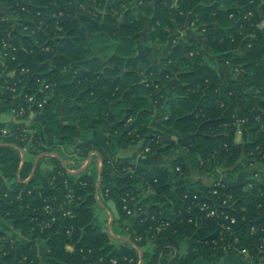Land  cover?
<instances>
[{
    "label": "trees",
    "instance_id": "16d2710c",
    "mask_svg": "<svg viewBox=\"0 0 264 264\" xmlns=\"http://www.w3.org/2000/svg\"><path fill=\"white\" fill-rule=\"evenodd\" d=\"M5 53L0 105L24 114L0 124V219L26 241L0 228V264H40L38 240L45 264H213L220 249L263 263L264 171L234 179L264 164V0H0ZM87 130L108 138L77 145L64 168ZM111 140L124 155L178 156L142 168ZM92 152L100 170L72 176ZM42 154L51 172L31 176ZM187 160L226 180L188 184Z\"/></svg>",
    "mask_w": 264,
    "mask_h": 264
},
{
    "label": "crops",
    "instance_id": "0c3cea01",
    "mask_svg": "<svg viewBox=\"0 0 264 264\" xmlns=\"http://www.w3.org/2000/svg\"><path fill=\"white\" fill-rule=\"evenodd\" d=\"M14 113L15 112H14V109H13L12 106L0 105V124H2V123L3 124L4 123L8 124V123L14 122L15 121V114ZM32 115H33V112L30 113V117H32ZM106 138H108V136L102 135L100 133H97V132H94V131H91V130H87V131L81 132V133H79L78 139L76 140L74 145H72L70 147H67L66 149L63 150L64 159L59 158V160L65 166L66 164H69L68 160H72L71 157L74 156V153L76 151L77 145L82 144V143L92 142V141L96 142V143H100ZM110 149H111V152L115 156L121 157L125 162H127L129 164H132L134 166L142 167V168H150V167H153V166H156V167H161V166L169 167L171 162L178 156L177 153H176L175 156H173V157L169 156V155H166L167 157H164V155H161L159 152H156V153H154V154H152L150 156H145L143 153H138V152H135V153H132V154H128L129 156H126V155L122 154L121 152H119V150L117 149V147H116V145H115L113 140H111ZM23 154H24V152H23ZM23 157H24V155H23ZM45 157H47L45 154H42V155L37 157L38 158L37 167L39 168V170L42 173V175L47 176L51 172V165H50L49 161ZM89 157H91V161L95 160L96 166H97L98 170H100L101 162H100V158H99L98 154L92 152V153L89 154ZM88 158H87V160H88ZM87 160L80 163L81 166H80L79 169H77V170H69L68 172L70 174L73 173V172H77L78 170H80L81 168H83L85 166ZM186 162H187L186 163L187 167L189 169V173H190V169H193V168L197 167L195 162H192L190 160H187ZM192 164H194V165H192ZM254 165H256V167L260 166V165L264 166V164H254ZM254 165H251L250 167H252ZM197 169H198V167H197ZM246 171H248V174H247V172H244V171L238 173V175H240L243 172H244L243 173L244 175H249L250 174L249 175L250 178L247 179V180H243L242 182H247V181L251 180L253 178V176L256 173H258V172H251V170H246ZM199 172H200V174L204 173V172H201V171H199ZM259 172H261V171H259ZM212 175H214V174H212ZM212 175L209 176V177L210 178L213 177ZM72 176H76V175H72ZM216 177H217V175H216ZM190 179H191L190 176H188V178H187L188 184L200 181V180L192 181ZM223 180H226L225 175H220V178H218V179L215 178V175H214V177L211 180V182L208 181L209 183H206V184L203 183L202 181H200V182L202 184L206 185V186H210L214 182H220V181H223ZM234 182L240 183L241 180L237 179V181H234ZM98 206H101V205L99 204ZM106 212H107V214L109 216V222H110V220L113 221L112 213L110 211H106ZM133 221H134V219L130 218V219H128L125 222V224L128 225V226H131ZM0 228L9 237L20 239L23 242L26 241V237L23 236L20 232L12 231L11 225H10L9 222H6V221H3V220L0 219ZM110 234L112 236L116 237V238L117 237L120 238L119 236H115L112 233L111 228H110ZM187 248H188V244L186 242L182 243V245H181L182 253H184L187 250ZM40 249H41V251H40ZM37 251H38V256L40 257V264H45V255H46L45 242L40 241V240L37 241ZM41 252L43 253L42 254L43 257L41 256ZM213 264H254V263H252L249 260L245 259L244 256L239 254V253H236V252H229L228 253L224 249H220L217 252V254L215 255V257H214ZM258 264H264V261H263V263H258Z\"/></svg>",
    "mask_w": 264,
    "mask_h": 264
},
{
    "label": "rangeland",
    "instance_id": "374dc122",
    "mask_svg": "<svg viewBox=\"0 0 264 264\" xmlns=\"http://www.w3.org/2000/svg\"><path fill=\"white\" fill-rule=\"evenodd\" d=\"M146 26V28H148L149 27V25H145ZM182 32V31H181ZM182 34V36H184V38H188V37H191V35H192V33L191 32H184V33H181ZM146 38H147V33H144L143 34V36H142V40H141V42L142 43H144L145 44V48H146V50L150 53V56H151V58L155 61V58H156V56L151 52V47L150 46H148L146 43H145V41H146ZM161 155H164V157H167L166 156V154H164L163 152H159ZM174 154V155H173ZM175 154H176V152H170L168 155L169 156H175ZM73 156V155H72ZM126 156H129L128 154L126 155ZM168 156V157H169ZM68 162H69V165L71 166L74 162L72 161V160H68ZM192 165H194V164H192ZM254 167V168H253ZM192 168V167H191ZM246 170H251V172H259V171H263L264 170V166H262V165H260V166H257L256 167V165H254V166H252V167H247V168H245V169H243V171L244 172H247V174H248V171H246ZM255 170V171H254ZM242 172V171H241ZM243 172V173H244ZM250 172V171H249ZM250 172V173H251ZM243 173H241L240 175H236V177H235V181H237V179L238 180H241V182L243 181V180H247V179H249L250 178V174L249 175H244ZM214 175H215V178H220V175H224L223 174V170L222 169H217L216 171H215V173H213ZM220 174V175H219ZM214 175H212L213 177H214ZM216 175H217V177H216ZM189 176H190V180H192V181H196V180H200V181H202L203 183H209V182H211V180L213 179V177H209V176H211V175H208V173H201L200 174V172H199V169H197V167H195V168H193V169H190V173H189ZM209 181V182H208ZM107 206H108V208H109V210H110V212L112 213V214H116V212H115V207H114V205L112 204V203H107ZM94 211H95V214L97 215V216H103V213L102 212H100V210L98 209V208H94ZM40 251H41V249H40ZM42 252H41V256H42ZM43 257V256H42Z\"/></svg>",
    "mask_w": 264,
    "mask_h": 264
},
{
    "label": "built area",
    "instance_id": "2783aa9c",
    "mask_svg": "<svg viewBox=\"0 0 264 264\" xmlns=\"http://www.w3.org/2000/svg\"><path fill=\"white\" fill-rule=\"evenodd\" d=\"M6 56H7V53L3 54V58H2V59L0 58V65H1L2 67L5 66L4 57H6ZM48 88H49L48 85H44V86H43V89H45V90H47ZM9 90H10L11 92H14V89H12V88L9 89ZM26 99H27V103H29L30 106H32V107H33V106L40 107L41 104H42L41 102H36L33 96H28V97H26ZM0 102H1V101H0ZM14 112H15L14 114H15V117H16V118H17V117H21V116H23V114H24V110H23V109H19L18 111H14ZM8 135H9V131H8L7 129H2V130H0V139H1L2 137H4V136H8ZM17 137H18V136H16V138H17ZM19 137H20V139H21L22 141H25V140H26L27 136H26L25 130H24L23 132H21V134L19 135ZM146 151H147V150H146ZM66 198H67V200L70 202V201L72 200V196H71V194L67 195ZM201 209L204 210V211H207V216H214V215H215L214 210H210L209 207L206 206V205H204V204L201 205ZM45 211H46L47 213L50 212V208H49V207H45ZM127 213H128V214H131V211H130V210H127ZM70 215H71L70 212H65V213H64V216H70ZM46 226H48V224H46L45 222L39 224V228H40L41 230H43V228H45ZM238 253L241 254V255H243L245 259L249 260L248 253H247L245 250H240V251H238Z\"/></svg>",
    "mask_w": 264,
    "mask_h": 264
},
{
    "label": "water",
    "instance_id": "95a60500",
    "mask_svg": "<svg viewBox=\"0 0 264 264\" xmlns=\"http://www.w3.org/2000/svg\"><path fill=\"white\" fill-rule=\"evenodd\" d=\"M21 155H22V158H23V152H21ZM37 162H38V158H36L35 162H34V166H33V170H32V174L31 176L34 174L36 168H37ZM90 162H91V157L88 158L85 166L83 168H81L80 170H78L77 172H73L71 173L72 175H79L80 173H82L89 165H90ZM62 166L65 168V166L62 164ZM30 176V177H31ZM99 183H100V180H98V184L96 186V191H98V187H99ZM111 224H112V220H110L109 224H108V233L110 234V228H111ZM118 238V237H117ZM118 239H122V238H118ZM140 258H142V254L140 253Z\"/></svg>",
    "mask_w": 264,
    "mask_h": 264
}]
</instances>
